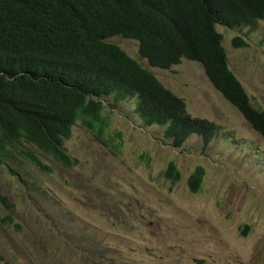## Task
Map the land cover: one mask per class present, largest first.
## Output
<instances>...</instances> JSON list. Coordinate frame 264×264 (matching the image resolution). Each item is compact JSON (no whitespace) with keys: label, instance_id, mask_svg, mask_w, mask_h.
<instances>
[{"label":"rangeland","instance_id":"1","mask_svg":"<svg viewBox=\"0 0 264 264\" xmlns=\"http://www.w3.org/2000/svg\"><path fill=\"white\" fill-rule=\"evenodd\" d=\"M216 31L253 108L264 110V22ZM235 37L245 46L234 48ZM108 42L218 132L206 148L196 135L175 148L164 127L138 118L136 97H109L107 133L120 138L102 144L75 123L65 142L73 167L21 144L51 169L42 171L8 148L0 155V264H264V138L199 63L158 69L139 56L136 41ZM170 163L180 171L177 184L163 175ZM197 167L204 175L193 193L188 179Z\"/></svg>","mask_w":264,"mask_h":264},{"label":"trees","instance_id":"2","mask_svg":"<svg viewBox=\"0 0 264 264\" xmlns=\"http://www.w3.org/2000/svg\"><path fill=\"white\" fill-rule=\"evenodd\" d=\"M264 22V0H0V155L17 149L42 171L50 168L28 144L65 168L74 158L65 148L75 123L109 145L103 116L106 98H137L136 114L146 127H164V138L180 148L192 135L206 148L217 127L192 117L183 99L109 38L138 43L151 67L168 70L185 59L199 63L214 88L264 138V110L254 109L230 70L216 31ZM240 37L234 48L245 46ZM119 144H113L116 149ZM177 184L174 163L163 173ZM204 171L188 179L198 192ZM11 221V217H6Z\"/></svg>","mask_w":264,"mask_h":264},{"label":"clouds","instance_id":"3","mask_svg":"<svg viewBox=\"0 0 264 264\" xmlns=\"http://www.w3.org/2000/svg\"><path fill=\"white\" fill-rule=\"evenodd\" d=\"M131 40V39H130ZM159 69V68H158Z\"/></svg>","mask_w":264,"mask_h":264}]
</instances>
